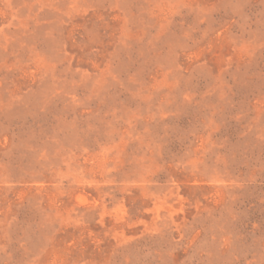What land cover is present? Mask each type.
I'll list each match as a JSON object with an SVG mask.
<instances>
[{"label":"rangeland","instance_id":"rangeland-1","mask_svg":"<svg viewBox=\"0 0 264 264\" xmlns=\"http://www.w3.org/2000/svg\"><path fill=\"white\" fill-rule=\"evenodd\" d=\"M0 264H264V0H0Z\"/></svg>","mask_w":264,"mask_h":264}]
</instances>
